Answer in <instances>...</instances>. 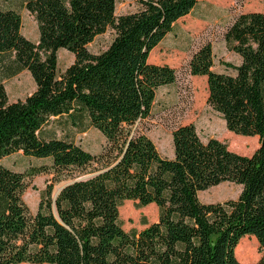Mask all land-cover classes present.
<instances>
[{
	"label": "trees",
	"instance_id": "obj_1",
	"mask_svg": "<svg viewBox=\"0 0 264 264\" xmlns=\"http://www.w3.org/2000/svg\"><path fill=\"white\" fill-rule=\"evenodd\" d=\"M136 1L137 11L117 15V0H27L37 42L23 34L20 12L0 8V59L13 55L36 84L11 102L0 82V264H243L236 247L246 236L263 250L250 264H264V11L242 13L227 29L241 57L226 63L231 72L213 70L210 43L189 61L193 76L207 77L208 104L230 131L257 136L258 149L242 155L204 141L190 123L173 132L170 158L135 126L151 117L158 89L177 80L151 52L199 0ZM108 29L113 41L92 53L88 45ZM62 48L75 60L59 72ZM88 127L105 137L99 153L72 137ZM17 152L51 165L15 171L3 159ZM42 173L53 178L34 213L23 195L27 179ZM64 179L72 182L54 195ZM224 182L242 186L237 199L201 201L200 192ZM128 200L156 204L158 220L125 230Z\"/></svg>",
	"mask_w": 264,
	"mask_h": 264
},
{
	"label": "rangeland",
	"instance_id": "obj_2",
	"mask_svg": "<svg viewBox=\"0 0 264 264\" xmlns=\"http://www.w3.org/2000/svg\"><path fill=\"white\" fill-rule=\"evenodd\" d=\"M27 0H0V8H13L22 15L23 34L37 42L39 40L38 22L25 7ZM136 0H117V15L137 11ZM264 11V0H199L197 7L186 17L179 20L173 31L151 52L150 61L167 64L177 71L175 83L162 86L157 91L153 113L150 118L139 121L135 128L149 135L157 145L160 153L172 158L174 156L173 132L181 125L194 124L202 138L207 141L216 138L229 149L242 154L252 155L259 147L257 136H242L230 131L222 116L207 102L208 84L206 76H193L189 70L192 55L204 44L210 43L214 52L213 70L231 72L226 63L238 65L241 57L227 45L224 35L227 29L242 13ZM115 37V31L108 29L97 36L88 49L95 54L106 50ZM59 72L70 66L75 56L67 49L57 53ZM0 82L5 86L11 102L24 100L36 90L35 81L28 70L18 69L13 55L0 59ZM62 135V132H60ZM74 141L93 153H99L105 144V137L94 127L84 132L73 130ZM3 163L22 173H28L34 167L50 166V159H36L14 153L3 159ZM89 177L79 176L78 179ZM53 178L52 173H42L27 179L29 187L23 199L32 212H36L41 200V193ZM71 179L57 182L54 195ZM242 186L233 182H224L200 192L204 203L224 202L237 199ZM159 209L156 204L140 206L133 200L126 201L120 208L123 228L141 230L158 220ZM263 254L256 238L246 236L236 247L237 258L243 264L258 261ZM29 264V263H23Z\"/></svg>",
	"mask_w": 264,
	"mask_h": 264
},
{
	"label": "water",
	"instance_id": "obj_3",
	"mask_svg": "<svg viewBox=\"0 0 264 264\" xmlns=\"http://www.w3.org/2000/svg\"><path fill=\"white\" fill-rule=\"evenodd\" d=\"M68 184H69V183H67L66 185H68ZM66 185H64V186L59 190V192H60V191L66 186ZM59 192H58V193H59ZM58 193H57V194H58ZM57 194H56V195H57Z\"/></svg>",
	"mask_w": 264,
	"mask_h": 264
},
{
	"label": "crops",
	"instance_id": "obj_4",
	"mask_svg": "<svg viewBox=\"0 0 264 264\" xmlns=\"http://www.w3.org/2000/svg\"><path fill=\"white\" fill-rule=\"evenodd\" d=\"M23 29V28H22Z\"/></svg>",
	"mask_w": 264,
	"mask_h": 264
}]
</instances>
